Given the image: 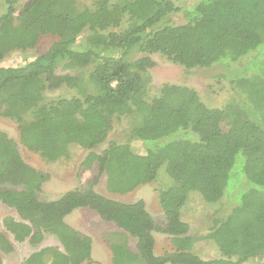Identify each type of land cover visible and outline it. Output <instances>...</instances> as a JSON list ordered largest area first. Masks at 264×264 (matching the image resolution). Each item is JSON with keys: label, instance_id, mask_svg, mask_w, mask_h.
<instances>
[{"label": "trees", "instance_id": "obj_1", "mask_svg": "<svg viewBox=\"0 0 264 264\" xmlns=\"http://www.w3.org/2000/svg\"><path fill=\"white\" fill-rule=\"evenodd\" d=\"M178 1L93 0L84 6L77 0H30L17 12L14 0H5L0 62L34 49L41 25L54 41L22 66H0L2 116L17 124L23 144L49 150L43 154L49 160L64 157L70 144L90 151L83 166L96 163L110 193L158 183L163 221L157 224L143 201L125 204L98 194L92 181L41 201L47 176L25 164L15 142L0 132V202L20 219L4 218L5 230L17 242L35 245L51 235L61 246L41 249L21 264L89 262L91 239L64 222L78 209L92 210L120 230L106 236L112 264L264 261V0H195L185 8L186 22L176 25L170 17L181 12ZM153 54L186 70L219 65L233 96L212 107L192 88L163 84L147 98ZM243 58L244 68L235 71ZM59 67L65 74L56 73ZM59 89L79 97L46 100L45 93ZM121 119L129 124L127 142H111L95 153ZM132 141L144 151L136 152ZM233 191L236 205L226 218L206 237L191 236L182 215L192 196L215 204ZM155 232L170 239L171 251L155 254ZM129 237L136 240L134 252ZM201 240L219 256L206 261L196 255ZM11 250L0 233V252Z\"/></svg>", "mask_w": 264, "mask_h": 264}, {"label": "rangeland", "instance_id": "obj_2", "mask_svg": "<svg viewBox=\"0 0 264 264\" xmlns=\"http://www.w3.org/2000/svg\"><path fill=\"white\" fill-rule=\"evenodd\" d=\"M30 0H14L17 12L21 6ZM93 0H77L80 5L89 6ZM195 0L178 1L181 12L172 15L170 21L173 24L179 25L186 22L184 11L185 8L191 5ZM6 12L5 0H0V16ZM42 29V37L37 46L25 52L15 51L8 54L1 62V67H18L32 61L39 55L43 54L47 48L54 41V37L49 35L46 27L40 26ZM138 57V56H137ZM154 66L149 70L150 73V95L147 98H152L163 84H172L178 86H185L192 88L197 92L200 99L208 106L222 107L233 96L228 79L220 78L223 74L221 67L214 66L209 69H194L186 70L181 66L172 64L166 58L153 54L149 56ZM247 59L243 58L240 62L241 71ZM235 65V64H234ZM238 65V66H239ZM253 72V71H251ZM58 75L65 74L61 68H57ZM81 75V74H77ZM79 96L70 91L59 89L45 93L46 100L54 101L61 98L71 99ZM64 115L68 113L66 109L62 111ZM70 115H68L69 117ZM32 128V126L30 127ZM129 130V124L126 119L115 120L111 132L108 134L104 143L98 146L94 152L101 153L109 143H126V133ZM0 132L5 133L8 138L13 140L17 146V150L21 159L25 164L35 169L36 171L47 176L46 181L41 186V191L38 197L41 201H54L59 199L65 193L75 190L83 186L86 182H94V190L108 198L117 202L131 204L137 201H143L146 211L155 218L157 224L161 225L162 213L157 202L155 190L158 188V183H150L139 186L128 194L110 193L106 189L105 175H100L97 164L94 163L90 168L83 166L88 150L79 148L78 146L70 144L67 149V154L64 157L49 160L43 154L47 155L44 148H40L35 144H23L20 141L19 129L15 122L5 118L1 114L0 109ZM130 146L138 153L144 151V146L141 142L132 141ZM47 149V147H45ZM163 171V170H162ZM161 171V172H162ZM161 178L163 173H160ZM235 191L228 192L222 200L215 204H204L198 196H192V200L188 207L184 210L182 220L186 222L191 236L204 238L217 223L223 221L230 211L236 205L233 200ZM12 217L15 221H20L16 212L9 206L0 202V233L3 234L10 242L12 250L10 253L0 252V259L3 264H21L31 254L38 252L47 247H55L61 249L57 239L51 235H45L38 244H31L29 239L17 242L13 239L4 226L3 219ZM64 222L76 230L77 232L88 236L92 241L91 258L89 262L83 264H112L111 252L107 235L110 233L120 232L119 229L112 223H108L99 218V216L89 209H78L73 211L70 215L65 217ZM155 240L154 252L156 255H162L164 252L172 250L170 239L161 233H153ZM128 247L131 251H136V240L131 237L127 241ZM194 252L203 260L209 261L219 256L216 248L207 240H201L194 245ZM263 262L255 261L254 263L245 264H262Z\"/></svg>", "mask_w": 264, "mask_h": 264}]
</instances>
